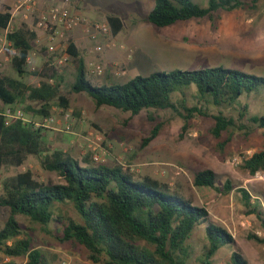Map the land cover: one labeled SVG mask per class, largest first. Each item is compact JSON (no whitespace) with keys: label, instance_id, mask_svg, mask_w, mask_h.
Instances as JSON below:
<instances>
[{"label":"trees","instance_id":"16d2710c","mask_svg":"<svg viewBox=\"0 0 264 264\" xmlns=\"http://www.w3.org/2000/svg\"><path fill=\"white\" fill-rule=\"evenodd\" d=\"M256 0H253L255 2ZM241 0H207L202 7L192 0H155L145 21L162 28L179 21L208 18L218 19V12L244 9ZM252 8V7H249ZM11 14L0 11V33L7 30ZM106 22L111 36L123 29L117 16L109 15ZM35 34L23 23L8 31L6 38L17 49L11 60L16 77L0 73V101L7 105L21 102L38 104L21 108L34 118L50 115L51 102L57 99L62 108H68V99L58 94V86L49 84L56 71L48 58L39 76L38 86H28L23 77L26 57L33 49ZM43 52V51H42ZM68 52L75 66L71 92L85 94L96 108L109 107L131 116L143 110L170 111L183 121L186 132L190 120L210 117L213 125L209 134L217 140V151L222 154L235 132L249 136L257 129L264 130V113L250 114L241 98L264 93V77L241 70L204 68L172 70L136 76L124 84L94 86L87 79L84 56L74 43ZM50 71L51 75H47ZM179 98L175 99V96ZM217 109L216 114L210 113ZM238 108V111H237ZM237 111V118L222 110ZM154 121L152 116H148ZM161 127L157 123L143 140L146 146L153 141ZM226 135L225 139L222 137ZM28 156H38L40 166L54 173L60 183H43L34 179L30 170L18 173L3 184L0 207L9 211V217L0 229V253L7 258L25 257V264H47L43 253L33 247L32 240L21 235L16 216H23L32 224L46 227L57 223L54 238L59 243H74L83 247L94 264H213L220 249L231 250L230 264H247L235 248V240L223 227L214 223L203 207L171 193L168 187L150 178H137L122 166H82L61 150H48L42 130H32L20 122L4 126L0 119V169L5 164L21 166ZM85 163H89L86 159ZM242 168L249 175L264 173V150L243 160ZM215 173L205 169L193 176V185L219 191ZM230 180L223 185V193L232 189ZM247 214L255 215L264 228V209L259 198L252 200L248 191L239 189ZM71 206L77 219L62 210ZM204 226L205 244L198 256L187 243L191 234ZM249 239L264 244V237L249 235ZM10 242V243H8Z\"/></svg>","mask_w":264,"mask_h":264},{"label":"rangeland","instance_id":"374dc122","mask_svg":"<svg viewBox=\"0 0 264 264\" xmlns=\"http://www.w3.org/2000/svg\"><path fill=\"white\" fill-rule=\"evenodd\" d=\"M7 1L9 5H13V0ZM76 1L80 4L83 14L90 19L106 21V16L113 15L118 16L123 24V29L115 39L109 35L103 41V44L108 46L102 54L95 56L91 48L93 57L84 58L87 79L94 86L124 84L136 76H148L155 72L198 70L218 66L264 77V0H241L246 5L244 9L218 12L217 16H214L218 19L215 20L191 19L162 28L145 21L155 0H152L151 4L148 0H140L141 5L135 10L123 6L122 0ZM192 1L202 7L207 5V0ZM141 23L149 29L143 28ZM4 34L5 31L0 33V36ZM130 34L136 37L132 38ZM80 51L84 53V50ZM39 52L45 55L44 52ZM31 58L32 64L24 67L27 73L23 79L28 86L34 87L38 86L42 79L32 72L41 73L48 58L42 57L38 61ZM3 59L4 57H1V61ZM90 61L103 65L107 70L106 74H90ZM0 73L9 77L17 76L11 63L4 60ZM47 75H51L50 71H47ZM55 76L50 79L58 86V94L68 99V108H62L58 100L54 99L51 102L50 114L58 117L69 111L75 121L74 132L82 135L89 132L101 134L103 147L108 149L106 166L119 165L137 178H150L161 182L171 193L195 206L205 208L210 219L232 235L236 250L247 264H264V244L248 238L252 234L264 237V228L255 215L247 214L239 192V189H245L250 193L252 200L256 196H264V173L255 177L242 168L244 159L264 150L263 129H257L247 137L235 132L224 152L220 154L216 148L217 140L209 134L213 125L210 117H196L190 120L188 129L183 132V121L170 111L143 110L131 116L130 113L109 107L96 108L85 94L72 93L74 63L63 66L60 72L56 71ZM177 98L179 95L175 96V99ZM240 102L248 106L250 114L264 113V93L243 97ZM21 104L24 106L30 103L21 102L19 105ZM30 105L34 109L39 106L36 103ZM5 106L0 101V111ZM237 111L227 109L222 110V113L232 114L237 118ZM216 112L215 108L210 110V113ZM149 115L154 121L149 120ZM157 123L161 124L157 137L143 146V140L149 136ZM43 135L48 150H61L83 166L99 165L93 163L90 153L78 137L53 129L44 130ZM225 138L226 135L222 137ZM86 159L89 163H85ZM205 169L215 173V186L219 191L193 185L194 174ZM26 170H30L34 179L39 182L60 183L56 174L41 168L38 156H28L21 166L7 163L1 167L0 195L6 181ZM226 180H230L233 186L229 193H223ZM259 200L261 209H264L263 198L260 197ZM62 210L72 219L78 218L71 206H64ZM8 217V209L0 207V229ZM15 219L21 229L18 239L30 237L33 247L43 253L47 264H94L88 259L83 247L69 242L59 243L54 238L57 223L52 222L46 227H41L32 224L23 216H16ZM187 243L193 249L194 256H198L205 244L204 226L195 229ZM230 256V249H220L213 264H230ZM25 263V257L7 258L0 253V264ZM189 264L196 262L191 261Z\"/></svg>","mask_w":264,"mask_h":264},{"label":"built area","instance_id":"2783aa9c","mask_svg":"<svg viewBox=\"0 0 264 264\" xmlns=\"http://www.w3.org/2000/svg\"><path fill=\"white\" fill-rule=\"evenodd\" d=\"M23 12V19L28 29L35 34L33 49L26 57L25 66L32 64V51H43L47 58H51L50 65L55 71L60 72L65 65L72 63V56L68 52L73 42V33L79 30L82 37L93 44L92 51L95 56L103 53L108 45L103 44L110 34V27L106 21H97L85 16L81 8H78L74 0H18L14 12ZM11 21V17H10ZM10 23V22H9ZM11 31L7 28L5 34L0 36V66L4 62H11L18 55L17 49L6 38V33ZM6 52V53H5ZM1 57L4 59L1 61ZM88 72L95 76H104L107 72L100 63L90 61ZM49 84H53L50 79ZM62 112V111H61ZM0 119L4 126L20 122L32 130L53 129L78 137L91 155V160L96 164L106 163L108 149L103 147V137L98 132H89L82 135L73 131L74 118L69 111L60 116L54 115L34 118L27 114L17 103L7 105L0 111ZM262 172L255 173V177Z\"/></svg>","mask_w":264,"mask_h":264},{"label":"crops","instance_id":"0c3cea01","mask_svg":"<svg viewBox=\"0 0 264 264\" xmlns=\"http://www.w3.org/2000/svg\"><path fill=\"white\" fill-rule=\"evenodd\" d=\"M18 0H13V5L11 6V5H9V3H8V1L7 0H0V11H4V10H2L3 8H5V10H9V12H10V14H11V21H10V23L8 24V29L9 30H15L16 28H18L21 24H25L26 26H28L27 25V23H30V22H28V21H25L24 19H23V12L22 11H20V12H14V7H15V5H16V2H17ZM44 1H48V2H50L51 0H40V2H44ZM74 3H75V5L78 7V8H81V6H80V4L76 1V0H74ZM148 3H152V0H148ZM123 6H125V7H127L129 10H135V9H137L140 5H141V1L140 0H125V2H123V0H122V3H121ZM150 4H149V6H150ZM154 4H155V2H154ZM148 6V7H149ZM153 7H154V5H153ZM152 7V8H153ZM152 8H151V10H152ZM150 9V8H149ZM150 10V11H151ZM149 11V12H150ZM148 12V13H149ZM148 15V14H147ZM113 16V15H112ZM107 17V16H106ZM118 17V16H117ZM106 19V18H105ZM134 22H135V20H134ZM143 22V21H142ZM142 24V27L143 28H145V29H149L148 28V26H146L145 24H143V23H141ZM120 33V32H119ZM118 33V34H119ZM117 34V35H118ZM116 35V36H117ZM116 36L114 37V39L116 38ZM130 37H132V38H134V37H136V35H131L130 34ZM119 41V40H118ZM73 42H74V44L77 46V48L79 49H81V50H84V53H82L81 51V53H82V55L84 56V58H87V59H89V58H92L93 57V54H92V51H91V44H88V42L82 37V35H81V33H80V31L77 29V30H75L74 31V33H73ZM130 47V46H129ZM79 49V50H80ZM42 52V51H41ZM32 57H33V59L34 60H36V61H38V60H40L42 57L44 58L45 57V59L47 58L46 57V54L43 56L39 51H35V50H33L32 51ZM82 166H83V164H81Z\"/></svg>","mask_w":264,"mask_h":264}]
</instances>
